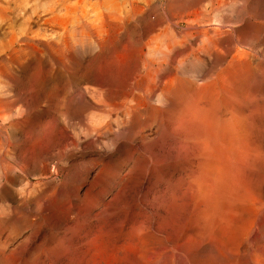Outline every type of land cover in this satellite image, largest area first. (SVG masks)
Returning a JSON list of instances; mask_svg holds the SVG:
<instances>
[{"label":"rangeland","instance_id":"rangeland-1","mask_svg":"<svg viewBox=\"0 0 264 264\" xmlns=\"http://www.w3.org/2000/svg\"><path fill=\"white\" fill-rule=\"evenodd\" d=\"M25 1L19 7L12 3L6 10L0 0L1 57L8 51L14 33L20 31H31L28 35H37L38 40L56 39L62 31L59 19L64 20L67 13L70 16L73 12L68 8L65 14L64 9H59L56 14L65 16L58 15V21L45 24L38 22L47 17L42 11L36 13V0ZM130 1L140 6L174 8V24L179 22L182 30L187 29L186 9L202 7L205 13L198 15V21L205 19L211 28L224 30L221 42L218 40V51L223 45L232 52L221 50L212 57L215 60L198 53L194 64L189 66L187 61L186 66L191 68L185 77L181 76L185 78V88L188 91L206 88V93L197 92L193 115L185 111L192 100L182 102L177 112L168 104L164 107L157 104L166 124L146 129L148 142L129 139L121 111L104 113L94 105L101 96L91 97L90 93L77 98L79 102L76 100V93L85 89L86 84L72 82L69 71H73L76 62L82 67L97 51L87 56L78 47L72 57L70 49L65 50L67 59L58 62L41 54L44 51L41 46L37 54V39L32 37L35 49L32 53L28 50L20 62L0 60V264H264V0H72L71 3L80 11L91 12L94 20L99 12L123 11ZM192 4L195 8L190 7ZM39 30L41 37L37 34ZM44 31L52 38L47 39ZM229 38L230 42L224 43ZM122 52L111 59L114 60L111 70L118 74V82L129 77V71L122 65L131 54ZM224 54L237 71L233 66L234 71L230 69L229 74L233 72L235 77L229 76L232 89L228 105L222 91L224 63L220 65L218 61ZM72 58L80 61H71ZM98 60H94L99 64L96 66L103 69L104 60ZM207 90L217 94L216 98L209 96ZM80 100L88 103V110ZM205 108H209L208 112ZM119 131L123 133L120 135ZM185 132H193L196 140L189 139ZM215 142L218 148L228 150L214 148ZM187 143L189 146L185 148ZM193 144L196 146L192 147Z\"/></svg>","mask_w":264,"mask_h":264},{"label":"bare ground","instance_id":"bare-ground-1","mask_svg":"<svg viewBox=\"0 0 264 264\" xmlns=\"http://www.w3.org/2000/svg\"><path fill=\"white\" fill-rule=\"evenodd\" d=\"M25 0H3V7L6 8V10H8L9 8L7 6H10L12 3L18 7L24 2ZM72 0H36V13H38V11H42L45 15H46V19H44L43 21H38V22H43L45 24L47 23H53L54 21H58V18L60 17H64L65 15H61L60 17L56 14L57 11L59 9H64L68 10V8H70L73 12L72 14H70V16H68L69 14L67 13L66 18L64 20H60L59 19V25L62 29V31L60 32V34L58 33V35L56 36V39H50L52 38L49 35H47L45 31V34L47 36V39H50L49 41L46 40H41V38H39L40 40H38L36 37L37 35L34 37L36 40V53L38 52V48L39 46L42 47V49L44 50L43 52H40L41 54H45V56H48L49 59L53 58L56 59L58 62L60 61H64L65 59H67L65 50H69L70 49V53L72 54V57H74V53L76 52V50H78V47H81L82 50H85L86 55L88 56L89 54H92V52H96V55L93 57L92 55V59L86 61V59L84 61H86V63L84 64L83 62V66H80V63L77 64V62L74 64V69L73 71H69V75H72V82L77 83L79 85H81L83 82H85L86 86L85 89H83L82 91H78V93H76V100L79 102L78 99H82L84 97H86L87 94L91 93V97L93 96L92 94H97L101 96L104 100H102V102H99L96 105L97 107L101 108L102 111H104V113L106 112H114V111H121L122 114L124 115L123 117L126 118V124L128 125L126 127L127 130V134L128 136H130L129 139H131L132 141L135 140H140V142H144L145 139V130L148 128H152L153 126L156 127H161L163 126V124L166 122H164V118L162 115V109L157 108L156 106L160 105L163 106H167L166 104H168L169 108H172L173 111L176 110L177 112V107L180 106V104L186 100H194L197 96H199V94L197 92H204V94L206 93V88L205 90H200L199 87V91L195 90V91H189L185 88V84L183 83L184 79H182L183 77H185L186 73L189 72V69L191 67H189L191 64L195 63V60L197 59V55H199L198 53H203L207 56H209V58H212L213 56H216V53L223 50L226 53V50L228 52H232L231 50L229 51L228 47H222L223 45H221V48L218 51L219 48V43L218 40H220L219 38L222 37L223 35V31L220 28H211V26L206 25L205 24V19H202L200 21H198V15L201 13H205V11H203L199 6L196 7V9H186V13L184 14V16H186V24H187V29L185 28V30L180 29V25L179 22L174 24V19L172 17V15L174 14V8L170 7V9H163V7L156 5V6H152V5H145V6H140V5H134L132 1L129 2L128 8L126 7L125 9H123V11H111L108 12H102L97 15H95V19L92 20L91 19V14L89 12L86 11H80L78 7L74 5H72L71 3ZM188 1V0H187ZM186 1V2H187ZM206 2V0H205ZM26 3V1L24 2ZM87 3V2H86ZM85 3V4H86ZM182 3V2H181ZM188 3V2H187ZM186 3V4H187ZM88 4V3H87ZM72 5V6H71ZM142 5V4H141ZM184 5V3H183ZM193 5V4H192ZM16 6V7H17ZM88 6V5H87ZM93 6V5H91ZM98 6V5H97ZM173 6V5H172ZM176 6V5H174ZM180 6V5H179ZM189 6V4H188ZM201 6V5H200ZM205 6V5H204ZM94 7V6H93ZM92 7V8H93ZM190 7H194L195 6H190ZM90 8V9H92ZM95 8V7H94ZM124 8V7H123ZM177 8V7H176ZM184 8V6H183ZM182 8V9H183ZM189 8V7H188ZM87 9V8H86ZM85 9V10H86ZM96 9V8H95ZM108 9V8H107ZM106 9V10H107ZM113 9V8H112ZM120 9V8H119ZM122 9V8H121ZM181 9V10H182ZM201 9V10H198ZM89 11V10H87ZM97 11V10H96ZM180 11V8H179ZM95 12V11H93ZM60 13V11L58 12ZM176 13V12H175ZM178 13V12H177ZM63 14V12H62ZM66 14V11H65ZM182 14V13H181ZM179 16V15H177ZM203 17V15H202ZM205 17V16H204ZM39 18V17H38ZM182 19V18H181ZM179 19V20H181ZM200 19V18H199ZM178 20V19H177ZM208 20V19H207ZM37 22V24H39ZM58 23V22H57ZM217 23V22H216ZM56 24V23H55ZM54 24V26H55ZM181 24V23H180ZM220 24V22H219ZM57 25V24H56ZM58 25V26H59ZM223 25V24H221ZM226 25V24H225ZM41 26V25H40ZM39 26V27H40ZM44 26V25H43ZM53 26V28H54ZM55 26V27H58ZM49 27V26H48ZM52 27V26H51ZM219 27V26H218ZM227 27V26H226ZM225 27V28H226ZM42 28V26H41ZM51 28V29H53ZM223 28V26H222ZM60 29V28H59ZM60 29V30H61ZM20 30V29H19ZM22 30V29H21ZM41 30V29H40ZM37 31L39 34L38 37L40 36L41 31ZM54 30V29H53ZM58 30V28H57ZM55 30V31H57ZM59 30V31H60ZM227 30V29H226ZM14 32H16L14 30ZM40 32V33H39ZM52 32V31H50ZM29 33V32H28ZM28 33H22L17 32L14 33L13 36V40L10 42V47L8 49V51L6 53H4V55H2L3 57L0 56V60L3 59V61L5 62H15V61H21V57L28 51L30 50L31 53L33 51L34 48V44L33 42L35 41L34 39H32V37H30L28 35ZM31 33V31H30ZM29 33V34H30ZM43 33V32H42ZM56 33V32H55ZM228 33V32H227ZM33 35V34H32ZM42 35V34H41ZM56 35V34H55ZM43 37L45 36L44 34L42 35ZM45 36V37H46ZM54 36V35H53ZM225 37V36H224ZM228 38V36H227ZM46 39V38H44ZM227 41V40H226ZM221 42V40L219 41ZM223 42V41H222ZM230 42V38L229 41L224 42L227 43ZM232 42V41H231ZM9 44V43H8ZM222 44V43H221ZM226 45V44H225ZM230 47V46H229ZM32 49V50H31ZM35 49V48H34ZM2 50V49H1ZM35 51V50H34ZM79 51H81L79 49ZM120 51H127L130 52L131 55H128V59L126 60L127 62L125 64L122 65L123 68L127 69L129 71V77H127L126 79H122V81L119 80V82H121V84H119L118 82V74L115 73V70H111L112 65L114 64L113 61L111 59H113L114 57H116V54L120 53ZM4 52V51H3ZM68 52V51H67ZM85 52L83 51V55L82 58H84L83 56ZM122 52V53H123ZM69 53V52H68ZM82 53V52H81ZM222 53V52H220ZM3 54V53H2ZM38 54V53H37ZM219 54V53H218ZM229 54V53H228ZM220 55V54H219ZM230 55V54H229ZM233 55V53L231 54ZM222 56V55H220ZM24 57V56H23ZM71 57V56H70ZM80 57V55H79ZM200 57V56H199ZM205 57V58H206ZM219 57V56H218ZM32 58V57H31ZM37 58V57H36ZM101 58H104L102 61L104 62V67L103 69H101V67H99L98 63L94 60H98L100 61ZM108 58H110V60H108ZM190 58L192 59L190 61ZM231 58V57H230ZM240 57H238L239 59ZM23 59V58H22ZM25 59V58H24ZM115 59V58H114ZM131 59H134L133 62H131ZM203 59V58H201ZM214 58H212L213 60ZM220 59V58H219ZM228 56L227 54L223 55V58H221L220 60H218L219 62H221L223 65L224 63V68H223V74L222 75L224 78L223 81H225V86L223 85V92H224V102L225 104L228 103V100L230 99V95H229V76L231 77L229 73H231V71L235 70L234 67V63L233 61H227ZM242 57L239 61L242 62ZM28 60V59H27ZM43 60V59H42ZM78 60V59H76ZM75 60V61H76ZM118 60V59H117ZM208 60V59H207ZM211 60V59H209ZM215 60V59H214ZM41 61V60H40ZM46 61V60H45ZM71 61H74V58L71 59ZM74 61V62H75ZM80 61V58L79 60ZM100 61V62H102ZM187 61L189 63H187ZM203 61V60H202ZM247 61V60H246ZM4 62V63H5ZM18 62V63H19ZM23 62V61H22ZM21 62V63H22ZM36 62V61H35ZM39 62V61H38ZM43 62V61H42ZM57 62V63H58ZM209 62V61H208ZM216 62V61H215ZM214 62V63H215ZM236 62H238L236 60ZM240 62V64H242ZM7 63V64H8ZM11 63V62H10ZM30 63V60H29ZM33 63V62H32ZM72 63V62H71ZM117 63V62H116ZM186 63L189 65L186 66ZM197 63V62H196ZM23 64V63H22ZM21 64V65H22ZM25 64V63H24ZM38 64V63H35ZM40 64V63H39ZM62 65V63H59ZM96 64H98L97 66L99 67L96 68ZM203 64V63H201ZM211 64V63H210ZM219 64V63H218ZM244 64V63H243ZM1 65V62H0ZM15 65V64H13ZM20 65V64H19ZM28 65V64H27ZM60 65V66H61ZM68 65V64H67ZM82 65V64H81ZM103 65V64H101ZM120 65V63H119ZM198 65V64H197ZM200 65V64H199ZM215 65H217V63H215ZM239 65V63L237 64ZM246 65V64H245ZM6 66V65H5ZM9 66V65H8ZM6 66V67H8ZM12 66V65H11ZM10 66V67H11ZM18 66V65H17ZM26 66V65H25ZM25 66L24 69H25ZM36 66V65H35ZM41 66V65H40ZM39 66V67H40ZM205 66V65H204ZM233 66V68H232ZM2 67V66H1ZM33 67V66H32ZM69 67V66H68ZM114 67V66H113ZM202 67V65H201ZM241 68V65L239 66ZM238 67V69H240ZM35 68V67H34ZM55 68V67H54ZM194 68V67H193ZM192 68V69H193ZM207 68V66H206ZM211 68V67H210ZM244 68V67H242ZM3 69V68H2ZM10 69V68H9ZM32 69V68H31ZM41 69V68H40ZM65 69V68H64ZM67 69V68H66ZM72 69V67H71ZM117 69V67H116ZM196 69V68H194ZM193 69V71H194ZM198 69V67H197ZM208 69V68H207ZM230 69H232L230 71ZM237 69V68H236ZM17 70V69H16ZM22 70V69H21ZM33 70V69H32ZM37 70V69H36ZM61 70V68H60ZM69 70V69H68ZM119 70V68H118ZM131 70V73H130ZM200 70V68L198 69ZM214 70V69H213ZM218 70V69H216ZM221 70V69H219ZM233 70V71H234ZM244 70V69H243ZM246 70V69H245ZM4 71H6L4 69ZM18 71V70H17ZM26 71V69H25ZM34 71V70H33ZM32 71V72H33ZM63 71V70H61ZM204 71V70H203ZM236 71V70H235ZM239 71V70H238ZM242 71V69H241ZM23 72V71H22ZM31 72V70H30ZM53 72V71H52ZM68 72V71H66ZM192 72V71H191ZM196 72V71H195ZM198 72V71H197ZM200 72V71H199ZM213 72V71H210ZM209 72V73H210ZM218 72V71H217ZM221 72V71H220ZM219 72V74H220ZM237 72V71H236ZM235 72V73H236ZM244 72V71H243ZM242 72V73H243ZM7 73V72H6ZM24 73V72H23ZM36 73H40L39 71ZM55 73V72H54ZM63 73V72H60ZM121 73V72H120ZM127 73V72H126ZM194 73V72H193ZM202 73V72H201ZM205 73V72H204ZM3 74V73H2ZM9 75V73H7ZM6 74V75H7ZM64 74V73H63ZM61 74V75H63ZM190 74V73H188ZM197 74V73H196ZM203 74V73H202ZM11 75V73H10ZM9 75V76H10ZM39 75V74H38ZM126 75V74H125ZM185 75V76H183ZM191 75V74H190ZM195 75V74H194ZM207 75V72H206ZM209 75V74H208ZM207 75V76H208ZM238 75V74H236ZM240 75V73H239ZM1 76V75H0ZM181 76H183L181 78ZM188 76V75H187ZM213 77V75H210ZM244 76V74H243ZM241 76V77H243ZM5 77V75H4ZM7 77V76H6ZM64 77V75L62 76ZM61 77V78H62ZM189 77V76H188ZM186 77V78H188ZM233 77H235V75H233ZM237 77V76H236ZM260 77V76H259ZM124 78V77H121ZM208 78V77H207ZM215 78V76L213 77ZM220 78V76H219ZM8 79L10 80V78L8 77ZM63 79V78H62ZM69 79V78H68ZM212 79V78H211ZM235 79V78H234ZM241 79V78H240ZM14 80V79H13ZM60 80V79H59ZM188 80H190V77L188 78ZM219 80V79H218ZM221 80V81H222ZM231 80V78H230ZM15 81V80H14ZM61 81V80H60ZM212 81V80H211ZM234 81V80H233ZM66 82V81H65ZM68 82V81H67ZM189 82V81H188ZM186 80V83H188ZM216 82V80H215ZM214 82V83H215ZM220 82V81H219ZM197 83V82H196ZM232 86H233V82ZM58 83L56 82V85ZM84 84V83H83ZM192 84V83H191ZM209 84V83H208ZM208 84H204V85H208ZM211 84V83H210ZM216 84V83H215ZM212 84L211 85H215ZM217 84H219L217 82ZM221 84V83H220ZM78 85V86H79ZM187 85V84H186ZM190 85V84H189ZM203 85V84H202ZM210 85V86H211ZM196 85L194 87L197 88ZM209 86V85H208ZM209 86V87H210ZM219 87V85H217ZM231 86V85H230ZM70 87V86H69ZM73 87V86H72ZM71 87V88H72ZM77 87V86H76ZM93 87V88H92ZM216 87V85H215ZM214 87V89H216ZM54 88V87H53ZM57 88V87H56ZM60 88V87H59ZM67 88V87H66ZM187 88H191L190 86ZM221 88V89H222ZM78 89V88H77ZM195 89V88H194ZM203 89V88H202ZM208 89H212V88H208ZM213 89V90H214ZM56 90V89H55ZM192 90V89H191ZM69 92V88L68 90H66ZM65 91V92H66ZM74 91V90H73ZM77 91V90H76ZM210 90H207V93ZM212 91V90H211ZM219 93V89L216 90ZM55 92V91H54ZM61 92V91H60ZM64 92V91H63ZM202 92V93H203ZM221 92V91H220ZM232 92V90H231ZM230 92V93H231ZM51 93V92H50ZM214 93V92H212ZM222 93V92H221ZM220 93V94H221ZM55 94V93H54ZM62 94V92H61ZM66 94V93H65ZM209 96L213 95V97H215L217 94H210L208 93ZM207 94V95H208ZM232 94V93H231ZM59 95V94H58ZM64 95V94H63ZM197 95V96H196ZM206 95V96H207ZM229 95V96H228ZM67 96H70L67 95ZM74 98V95H72ZM204 96V95H203ZM232 96V95H231ZM44 97V96H43ZM89 97V95H88ZM94 97V96H93ZM62 98V97H61ZM64 98V97H63ZM62 98V99H63ZM70 98V97H69ZM78 98V99H77ZM201 98V97H200ZM216 98V97H215ZM89 99V98H87ZM86 99V100H87ZM92 99V98H91ZM90 99V101H91ZM94 99V98H93ZM97 99V98H96ZM95 99V100H96ZM68 100V98H67ZM66 100V103H67ZM74 100V99H73ZM94 100V101H95ZM98 100V99H97ZM202 100V98H201ZM210 100V99H209ZM208 100V101H209ZM232 100V99H231ZM63 101V100H62ZM72 101V100H71ZM70 101V104H71ZM75 101V100H74ZM72 101V102H74ZM81 101V100H80ZM92 101V102H94ZM197 101V100H196ZM205 101V100H204ZM212 101V100H211ZM216 101V100H215ZM222 101V98H221ZM83 103L81 104H87L88 103H84V101H81ZM86 102V101H85ZM195 101L191 102V106H189L188 108H185V106H182L185 108V111L187 109V113H191L192 115L195 114L193 108L197 105L194 104ZM201 102V101H200ZM231 101H229L230 103ZM63 103V102H62ZM61 103V104H62ZM95 103V102H94ZM205 103V102H204ZM213 105H215L216 102H214L213 99ZM223 103V102H220ZM91 104V102H90ZM156 104V105H155ZM158 104V105H157ZM186 104V102H185ZM189 104V103H187ZM195 106H193V105ZM200 104V103H198ZM203 105V103H201ZM209 104V103H208ZM64 105V104H63ZM74 105V104H73ZM206 105V104H205ZM212 105V107H213ZM223 105V104H222ZM228 105V104H226ZM66 106V105H65ZM92 106V105H91ZM64 107V106H62ZM61 107V108H62ZM73 107V106H72ZM77 107V106H76ZM84 107V106H83ZM164 107V106H163ZM162 107V108H163ZM219 107V104H218ZM217 107V109H219ZM230 106H228L229 108ZM60 108V107H59ZM60 108V111H61ZM68 108V107H66ZM71 108V107H70ZM87 110L89 109L88 106L86 107ZM85 108V109H86ZM94 108V107H93ZM166 108V107H165ZM163 108V109H165ZM203 108V106L201 107ZM210 108V105H209ZM208 108V109H209ZM215 108V107H214ZM65 109V108H63ZM82 109V108H81ZM83 109V110H85ZM91 109V108H90ZM175 109V110H174ZM199 108L195 109L198 110ZM207 109V108H205ZM208 109L206 112H208ZM212 109V108H211ZM216 109V110H217ZM223 109H227V108H223ZM74 110V109H73ZM76 110V108H75ZM95 110V109H93ZM169 110V109H168ZM167 110V111H168ZM179 110V109H178ZM181 110V109H180ZM179 110V112H180ZM202 110V109H201ZM220 110V109H219ZM228 110V109H227ZM77 112H80V110H76ZM75 111V112H76ZM91 111V110H90ZM97 111V110H96ZM99 110V113L102 112ZM165 111V110H164ZM184 111V112H185ZM204 111V110H203ZM218 111V110H217ZM221 111V110H220ZM225 111V110H223ZM230 111V110H229ZM88 113V111H85ZM174 112V113H176ZM183 112V114H184ZM194 112V113H193ZM205 112V111H204ZM210 112V111H209ZM231 112V111H230ZM120 113V112H119ZM164 113V112H163ZM173 113V112H172ZM185 113V114H187ZM202 113V111H201ZM213 112H211L212 114ZM225 113V112H224ZM103 114V113H102ZM118 114V113H117ZM165 114H167L165 112ZM182 114V115H183ZM215 114V113H214ZM217 114H220V112H218ZM229 114V113H228ZM168 115V114H167ZM175 115V114H174ZM180 115V114H179ZM200 115V116H199ZM198 117H201V114H199ZM204 115V113H203ZM114 116V115H113ZM188 116V114L186 115ZM185 116V117H186ZM195 116V115H194ZM209 116V115H208ZM215 116V115H214ZM110 117V115H109ZM122 117V118H123ZM165 117V116H164ZM167 117V116H166ZM170 118H172L171 116H169ZM168 117V118H169ZM176 116H173V119ZM184 118V116H182ZM189 117H191V115L189 114ZM221 117V116H220ZM117 118V117H116ZM119 118V117H118ZM168 118H165L166 120ZM179 118V116H178ZM181 118V117H180ZM182 118V119H183ZM188 118V117H187ZM192 118V117H191ZM208 118V117H207ZM112 119V118H111ZM124 119V118H123ZM172 119V120H173ZM177 119V118H176ZM190 119V118H189ZM194 119V118H193ZM191 119V120H193ZM197 119V118H196ZM221 119V118H220ZM119 120V119H118ZM117 120V121H118ZM122 120V119H121ZM171 120V121H172ZM187 120V119H186ZM201 120V119H200ZM216 120V118L214 119ZM222 120V119H221ZM226 120V119H225ZM244 120V119H243ZM175 121V120H174ZM172 121V122H174ZM182 121V120H180ZM184 121V119H183ZM194 121V120H193ZM198 121V120H197ZM208 121V120H207ZM213 121V120H212ZM217 121V120H216ZM115 122V121H114ZM121 122V121H120ZM170 121H168L169 123ZM178 122V121H177ZM210 122V121H209ZM218 122V121H217ZM225 122V121H224ZM191 123V122H190ZM189 123V124H190ZM123 124V123H122ZM125 124V123H124ZM166 124V123H165ZM170 124V123H169ZM168 124V125H169ZM174 123H172L173 126ZM198 124V123H197ZM217 124V123H215ZM223 124V123H222ZM227 124V123H226ZM109 125V124H108ZM119 125V124H118ZM175 125H176V121H175ZM184 125V123H183ZM188 125V124H187ZM186 125V126H187ZM171 126V125H170ZM197 126V125H196ZM205 126V125H204ZM212 126V125H211ZM210 126V127H211ZM112 127V126H110ZM166 127V126H165ZM214 127V125H213ZM119 128V127H118ZM115 128V129H118ZM174 127H172L173 129ZM192 128V127H191ZM218 128V126L216 127ZM223 128V127H222ZM121 129V128H120ZM123 131L125 129L122 128ZM157 129V128H156ZM169 129V128H168ZM186 130V128H184ZM104 130V129H102ZM151 130V129H150ZM158 130V129H157ZM175 130V128L173 129ZM184 130V131H185ZM216 130V129H215ZM106 131V130H105ZM110 131V130H108ZM107 131V132H108ZM117 131V130H115ZM123 131H119L120 135L121 133H123ZM170 131V129H169ZM182 131V130H181ZM199 131V129H198ZM101 132V131H100ZM106 132V133H107ZM112 132V129H111ZM114 132V131H113ZM157 132V131H155ZM174 132V131H173ZM180 132V130H179ZM210 132V131H209ZM115 133V132H114ZM150 133V132H149ZM154 133V132H153ZM172 133V132H171ZM186 133V132H185ZM193 133V132H192ZM189 133L187 134V136H189V139L191 138L192 140H196L195 136ZM126 134V133H125ZM155 134V133H154ZM174 134V133H173ZM183 134V133H182ZM213 134V133H212ZM215 134V133H214ZM220 134V133H219ZM222 134V133H221ZM109 135V134H108ZM115 135V134H114ZM123 135V134H122ZM218 135V134H217ZM113 136V135H112ZM111 136V137H112ZM118 136V135H116ZM172 136V135H171ZM215 136V135H214ZM227 136V135H226ZM224 136V137H226ZM94 137V136H93ZM119 137V136H118ZM206 137V136H205ZM217 137V136H216ZM218 140H221V135L219 136ZM113 138V137H112ZM172 138V137H171ZM230 138V137H229ZM127 139V138H126ZM150 139V138H148ZM176 139V138H174ZM198 139V138H197ZM204 139V138H203ZM216 141V138H213ZM224 139V138H222ZM124 140V139H123ZM186 141V139H184ZM188 140V139H187ZM229 140V139H228ZM234 140V139H233ZM236 140V138H235ZM245 140V139H244ZM95 141H99V140H95ZM110 142V140H108ZM115 141V140H114ZM117 141V139H116ZM148 142V140H146ZM179 141V140H178ZM206 141V140H205ZM209 141V140H208ZM108 142V144H109ZM126 142V141H125ZM129 142V141H128ZM131 142V141H130ZM129 142V143H130ZM146 142V143H147ZM229 142V141H228ZM112 143V142H111ZM133 143V142H132ZM183 143V142H182ZM206 143V142H205ZM204 143V144H205ZM219 143V142H217ZM222 143V142H221ZM220 143V144H221ZM244 143V142H243ZM121 144V143H120ZM134 144H137V142H135ZM141 144V143H140ZM180 144V143H179ZM191 144V143H190ZM196 144V143H195ZM193 144L194 146L190 145V147H195L196 145ZM208 144V142H207ZM210 144V143H209ZM219 144V146H220ZM230 144V143H229ZM233 144V143H232ZM238 144V143H237ZM247 145V143H245ZM117 145V144H116ZM138 145V144H137ZM214 145H216V142L214 143ZM226 145V143H225ZM224 145V146H225ZM121 146V145H120ZM124 146V145H123ZM126 146V143H125ZM124 146V148H125ZM183 146V145H180ZM187 145H185V148H187ZM217 146V147H216ZM213 146L214 148H218V145ZM223 146V147H224ZM243 146V145H241ZM130 147V145H129ZM134 147V146H133ZM132 147V149H133ZM139 147V146H138ZM137 147V149H138ZM141 147V146H140ZM190 147L189 150L190 151ZM226 147V146H225ZM229 147V146H227ZM123 148V149H124ZM144 148V147H142ZM197 148V147H196ZM209 148V147H208ZM129 149V148H128ZM136 149V148H135ZM220 149V151L222 150L220 147L218 148ZM227 148H223V150H225ZM245 149V148H243ZM140 150V149H139ZM194 150V149H193ZM198 150V149H197ZM207 150V149H206ZM211 150V147L210 149ZM208 150V151H209ZM216 149H214L215 151ZM222 150V151H223ZM228 150V149H227ZM134 151V150H133ZM196 151V150H195ZM219 151V150H218ZM219 151V152H220ZM193 152V151H191ZM217 152V151H216ZM141 153V152H140ZM194 153V152H193ZM196 153V152H195ZM214 153V152H213ZM222 153V152H221ZM220 153V154H221ZM230 153V152H229ZM136 154V152H135ZM192 154V153H191ZM235 154V153H234ZM196 155V154H195ZM210 155V154H209ZM217 155V153H216ZM215 155V156H216ZM131 156V155H130ZM223 157V156H221ZM216 158V157H215ZM193 159V157L191 158ZM231 159V158H230ZM233 159V158H232ZM220 160V159H218ZM190 161V160H189ZM217 161V160H216ZM215 161V164H217ZM238 162V161H236ZM242 162V161H240ZM190 163V162H189ZM197 161L194 163L196 164ZM223 163V162H222ZM225 163V162H224ZM230 163V162H229ZM90 164V163H89ZM228 164V163H227ZM219 165V164H217ZM191 166V164H190ZM210 166V165H209ZM223 166V165H222ZM195 167V166H194ZM213 167V166H212ZM209 167V168H212ZM215 167V166H214ZM223 168V167H222ZM215 169H217L215 167ZM221 170V169H220ZM212 171V170H211ZM216 171V170H215ZM224 171V169H223ZM229 171V170H228ZM188 172V171H187ZM217 172V171H216ZM225 173V172H223ZM214 177V176H213ZM219 177V176H218ZM215 178V177H214ZM223 178V177H222ZM215 181V180H214ZM221 182V181H220ZM224 188V187H223ZM221 189V188H220Z\"/></svg>","mask_w":264,"mask_h":264}]
</instances>
